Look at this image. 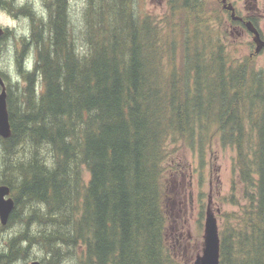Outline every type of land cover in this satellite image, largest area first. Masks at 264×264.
Instances as JSON below:
<instances>
[{
	"label": "trees",
	"instance_id": "16d2710c",
	"mask_svg": "<svg viewBox=\"0 0 264 264\" xmlns=\"http://www.w3.org/2000/svg\"><path fill=\"white\" fill-rule=\"evenodd\" d=\"M44 1L48 23L24 8L25 86L7 87L0 185L16 208L1 229L16 233L3 238L0 264L28 262L36 248L43 264H192L174 249L179 204L166 163L173 144L203 156L216 135L236 149L240 185L220 264H264V70L228 52L221 3L166 0L158 22L135 0H86L75 34L68 0Z\"/></svg>",
	"mask_w": 264,
	"mask_h": 264
},
{
	"label": "rangeland",
	"instance_id": "374dc122",
	"mask_svg": "<svg viewBox=\"0 0 264 264\" xmlns=\"http://www.w3.org/2000/svg\"><path fill=\"white\" fill-rule=\"evenodd\" d=\"M135 1L141 16H151L158 22L164 20L167 11L166 0ZM207 1L214 2L217 0ZM229 1L239 5L240 8L243 6V0ZM20 2L27 3L35 12L37 18H40L43 22H49L48 8L44 0H20ZM85 5L86 0H68L69 14L67 13V19L75 34H78L83 25ZM210 11L212 12V9ZM0 26L13 29V34H15L13 37H17L18 34L31 33L32 21L22 15L17 19L0 11ZM222 32V41H225L228 52L238 58L239 61H243L244 58L255 52L251 47L253 40L250 35L246 34L243 37H238L236 33L232 34L227 27H224ZM22 48V41L14 39L2 41L0 72L5 74L7 87L9 84L15 85L17 83L19 88L25 86L24 80L18 74L16 57L18 51H21ZM28 54L30 52H27ZM26 57L25 54L24 64ZM29 60L28 68L31 69L34 60L33 53L30 54ZM252 64L256 71L264 70V53L254 55ZM170 148H176V151L166 163L167 176L174 178L179 204L173 224V245L181 261L193 262L198 255L202 254L204 248V224L208 207L210 206L211 212L217 219L219 231H221L225 220L224 215L239 210L237 206L229 203V197L233 193L238 194L240 189L236 170L234 169L236 149L232 146H224L219 135L206 142L203 148L205 151L203 156L198 145L191 148L185 145L184 142H179L173 144ZM84 174L88 179L90 174L86 168H84ZM1 227L0 224V247L4 243L3 238L16 233L14 226L6 230L1 229ZM34 252L35 255L28 262L21 260L16 264H31L34 260L41 261L43 255L39 248H36ZM64 264L72 263L66 261Z\"/></svg>",
	"mask_w": 264,
	"mask_h": 264
},
{
	"label": "water",
	"instance_id": "95a60500",
	"mask_svg": "<svg viewBox=\"0 0 264 264\" xmlns=\"http://www.w3.org/2000/svg\"><path fill=\"white\" fill-rule=\"evenodd\" d=\"M224 8L231 12L233 19L236 17L235 9L227 0H222ZM248 30L254 34V43L256 45L255 53L258 54L264 49V41L261 39L258 30L251 22L247 23ZM0 27V37L3 34ZM0 138L9 139L12 136L9 111L7 105V87L3 77L0 74ZM11 189L8 185H0V223L7 226L10 215L15 207V202L10 196ZM31 264H42L40 261H33ZM192 264H220V235L218 222L214 214L208 207L205 218L204 248L202 254L198 255Z\"/></svg>",
	"mask_w": 264,
	"mask_h": 264
},
{
	"label": "flooded vegetation",
	"instance_id": "af4514ba",
	"mask_svg": "<svg viewBox=\"0 0 264 264\" xmlns=\"http://www.w3.org/2000/svg\"><path fill=\"white\" fill-rule=\"evenodd\" d=\"M222 5V11L224 14V17H227L226 19V26L227 29L232 34H237L238 37H243L246 34L250 35L252 40L254 41V34L251 33L247 28V23L251 22L254 27L258 30L261 39L264 41V0H243V6L240 8L239 5H236L235 3H231L229 0L227 2L229 4H232V6L235 9L236 17L238 19H233L231 16V12L224 8V4L222 0H217ZM12 8H17L18 11L15 13ZM24 8H31L27 3L20 2V0H0V11L3 12V14H7L8 16H12L18 19L19 16H23L25 18L28 17L30 20L31 18L24 12ZM3 29V34L0 37V41H11L12 39L17 41H32L31 40V33L28 32V34L23 33L22 35H17V37H13L15 34H13L14 30L9 29L8 27L0 26ZM251 47L256 49V45L251 43ZM1 49V45H0ZM23 49V48H22ZM23 51V50H21ZM18 51V52H21ZM264 53V49L260 52ZM258 55L252 53L251 56ZM2 75V74H1ZM4 78V76L2 75ZM5 79V78H4ZM1 89V87H0ZM192 195V194H191ZM15 207L12 211V213L15 211ZM11 213V214H12ZM11 216V215H10Z\"/></svg>",
	"mask_w": 264,
	"mask_h": 264
}]
</instances>
